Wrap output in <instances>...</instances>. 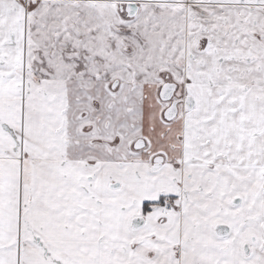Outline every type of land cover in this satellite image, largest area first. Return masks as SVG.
<instances>
[{
	"label": "snow or ice",
	"instance_id": "snow-or-ice-1",
	"mask_svg": "<svg viewBox=\"0 0 264 264\" xmlns=\"http://www.w3.org/2000/svg\"><path fill=\"white\" fill-rule=\"evenodd\" d=\"M0 264H264V0H0Z\"/></svg>",
	"mask_w": 264,
	"mask_h": 264
}]
</instances>
